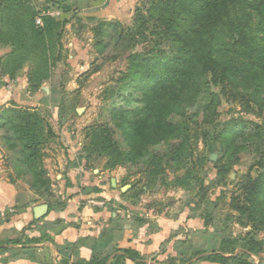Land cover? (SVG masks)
Masks as SVG:
<instances>
[{"label": "rangeland", "instance_id": "obj_1", "mask_svg": "<svg viewBox=\"0 0 264 264\" xmlns=\"http://www.w3.org/2000/svg\"><path fill=\"white\" fill-rule=\"evenodd\" d=\"M33 1L41 6L48 0ZM147 3L148 0H73L75 12L64 14L57 9L50 12L66 23L62 58L51 80L40 90L45 105L39 112L58 128L61 136L56 133V139L60 140L55 139V145L60 148V143V152L67 155L69 144L77 146V164L89 170L88 187L98 192L101 191L99 185L103 186L108 195L101 199L110 202L111 194H114L123 201L134 200L132 220H143L141 215L144 214L151 220L155 217L154 222L156 218L177 221L160 251L148 259L149 264H211L201 260L202 255L197 257L196 254L219 252L220 244L225 239H234L239 245L250 239L262 243L260 256L246 257L238 249L237 254L241 257L230 264H264L261 215L253 213L254 219H251L252 214L249 216L246 212H239L235 207V202L243 198L249 175L252 178L257 176L253 166L259 158L258 154L247 141L244 142V149L230 156L225 152L220 135L223 124L231 119L256 122L264 129V109L261 111L255 107L254 111L247 112L240 99L231 102L225 98L217 109L208 110L206 95L195 98L187 96L189 92L186 89H179L177 95L165 97L173 106L170 121L178 126H186L192 136L194 152L186 166L176 164L171 159L182 136L156 132L153 108L148 110L146 117L136 118L141 125L145 123L146 132L155 133L157 140L153 144L141 139L143 148L140 149L136 147L135 135L133 137L130 132L123 134L114 127V121L119 117L115 109L127 96L123 92L122 78L131 65L130 56L136 54L142 59L164 53L173 58L175 54V49L170 47L171 42L154 34V28L143 36L133 32L135 12L137 9L146 12ZM254 4H258V1ZM246 11L247 26L254 42L263 46L264 25L262 30L256 29L260 15L254 8ZM241 21L244 22L243 19ZM206 30L207 26L202 28L204 34ZM230 36L224 28L211 34V37L204 35L209 40L204 42L205 48L213 51L214 56H218L220 51L230 55L234 49L227 47V43L232 41ZM4 48L0 46L1 54ZM3 85L0 80V86ZM114 89L122 99L109 98ZM126 112L130 113L129 110ZM94 125H107L117 130L114 142L129 157L123 165L109 169L105 157L88 154L86 135ZM250 131L249 127L246 133ZM205 136L207 142L203 140ZM237 140L242 142V139ZM210 146L216 150L210 151ZM212 155H215L214 159ZM157 158L162 160L165 168V174L159 176L151 174ZM68 160L67 157L65 162ZM225 163H229V169L221 176L219 169ZM113 179L116 181L115 187L112 186ZM178 179L184 184L180 185ZM49 180L47 191L42 192L55 201L66 197L68 189L63 190V185L68 177L56 179L51 176ZM123 209L128 211L129 207L124 205ZM260 209L264 211V207Z\"/></svg>", "mask_w": 264, "mask_h": 264}, {"label": "trees", "instance_id": "obj_2", "mask_svg": "<svg viewBox=\"0 0 264 264\" xmlns=\"http://www.w3.org/2000/svg\"><path fill=\"white\" fill-rule=\"evenodd\" d=\"M255 1L258 4H254ZM248 8L258 11L260 22L256 29L262 30L264 0H148L146 12L137 9L133 32L143 36L154 28V34L171 42L170 47L175 49V54L173 58L164 53L142 59L136 54L130 56L131 65L122 78L123 92L127 96L115 109L119 117L114 121V127L123 134L130 132L133 137L135 135L136 147L140 149L143 148L141 139L153 144L157 140L155 133L146 132L145 123L141 125L136 120L153 108L156 132L182 136L171 159L186 166L194 152L192 136L186 126L170 121L173 106L165 97L186 89L189 92L187 96L206 95L208 110L217 109L226 98L231 102L240 99L247 112L254 111L255 107L263 111L264 45L254 42L248 29ZM54 9L64 14L75 12L73 0H48L41 6L33 0L0 2V46L10 49L0 62L2 75L13 79L27 69L32 92L40 91L51 80L62 58L66 22L50 14ZM37 18L42 25L37 24ZM201 24L208 27L206 34L202 32ZM221 28L229 31L232 41L227 43V47L234 49L230 55L220 51L218 56H214L213 51L205 48L204 42L209 40L204 35L211 37ZM109 98L117 100L122 96L114 89ZM0 118L2 127L13 138L12 145L20 147L26 168L34 174L36 186L45 188L50 183L44 168L46 149L57 136L46 116L32 108L13 107L4 109ZM223 126L220 135L226 153L232 156L244 149V142L248 141L258 154L253 166L257 176L252 178L249 175L243 190V202L237 200L235 207L239 212L252 214L251 219H254V214L261 215L260 224L264 226V211L260 209L264 207V129L256 122L241 119H231ZM249 127L251 131L246 133ZM116 131L107 125H94L86 135L88 154L105 157L109 169L123 165L129 158L114 142ZM237 139H242V142ZM203 140L207 142V137ZM215 150L210 146V151ZM161 162L159 158L153 162L152 175L165 174ZM228 169L229 163L223 164L219 169L220 175L224 176ZM177 181L184 184L181 179ZM261 246L262 243L254 239L240 245L234 239H225L219 252L197 253L196 256L202 255L201 260L211 264H230L241 257L237 254L238 249L246 257L260 256ZM119 253L116 263L129 258L145 264L137 251L126 249ZM108 259L88 264H106Z\"/></svg>", "mask_w": 264, "mask_h": 264}, {"label": "crops", "instance_id": "obj_3", "mask_svg": "<svg viewBox=\"0 0 264 264\" xmlns=\"http://www.w3.org/2000/svg\"><path fill=\"white\" fill-rule=\"evenodd\" d=\"M9 50L2 49L0 62ZM0 80L4 84L0 86V114L13 107L39 111L45 105L40 91L30 90L27 69L10 79L2 75L0 67ZM48 122L61 136L52 121ZM2 124L0 118V264H88L106 258V264H138L129 258L115 262L119 252L126 249L137 251L149 264L148 259L160 251L177 221L156 218L154 222L155 217L151 220L144 214L140 216L143 220H132L134 200L123 201L114 194L110 202L101 199L108 195L103 186L99 185L98 192L88 187L89 170L77 164L78 148L71 143L72 139L68 141V156L60 152L61 145L57 148L55 141L46 149L47 177H68L69 181L63 185V190L68 189L66 197L52 200L42 192L47 191L50 183L45 188L36 186L20 147L12 145L13 138ZM96 201L104 205H94ZM124 205L129 207L128 211L123 209Z\"/></svg>", "mask_w": 264, "mask_h": 264}, {"label": "built area", "instance_id": "obj_4", "mask_svg": "<svg viewBox=\"0 0 264 264\" xmlns=\"http://www.w3.org/2000/svg\"><path fill=\"white\" fill-rule=\"evenodd\" d=\"M37 24L42 25L40 18H37ZM94 205L101 206L104 205V202H94Z\"/></svg>", "mask_w": 264, "mask_h": 264}, {"label": "water", "instance_id": "obj_5", "mask_svg": "<svg viewBox=\"0 0 264 264\" xmlns=\"http://www.w3.org/2000/svg\"><path fill=\"white\" fill-rule=\"evenodd\" d=\"M45 91H46V89H44ZM78 112L80 113L81 112V110H78ZM212 158L214 159L215 158V155H212ZM112 184H113V186H115V184H116V181L115 180H113L112 181Z\"/></svg>", "mask_w": 264, "mask_h": 264}]
</instances>
